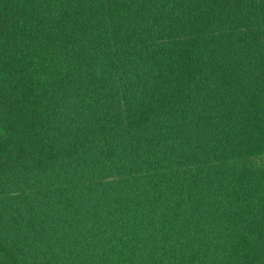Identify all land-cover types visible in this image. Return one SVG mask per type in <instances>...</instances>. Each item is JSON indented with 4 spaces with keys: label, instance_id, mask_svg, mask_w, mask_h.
Returning a JSON list of instances; mask_svg holds the SVG:
<instances>
[{
    "label": "trees",
    "instance_id": "trees-1",
    "mask_svg": "<svg viewBox=\"0 0 264 264\" xmlns=\"http://www.w3.org/2000/svg\"><path fill=\"white\" fill-rule=\"evenodd\" d=\"M0 264H264V0H0Z\"/></svg>",
    "mask_w": 264,
    "mask_h": 264
}]
</instances>
